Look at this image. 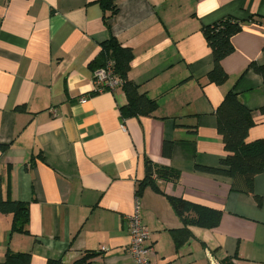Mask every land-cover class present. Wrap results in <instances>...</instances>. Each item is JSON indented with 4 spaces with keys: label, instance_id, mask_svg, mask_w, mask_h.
<instances>
[{
    "label": "crops",
    "instance_id": "obj_1",
    "mask_svg": "<svg viewBox=\"0 0 264 264\" xmlns=\"http://www.w3.org/2000/svg\"><path fill=\"white\" fill-rule=\"evenodd\" d=\"M99 0H0V196L29 204V235L11 233L0 213V264L8 251L30 253V264H134L127 216L134 211L145 160L180 173L159 182L164 194L222 212L217 228L191 227L176 249L171 230L182 228L166 198L146 188L140 203L150 232L153 264H264V173L253 195L231 181L200 173L226 156L215 111L235 87L254 111L247 141L264 140V0H118L103 23ZM242 22L234 52L222 61L228 76L211 84L212 55L201 28L224 18ZM264 22V21H263ZM114 36L131 48L129 79L156 100L150 117L121 120L124 93L91 96L89 64ZM23 110H19L22 109ZM165 142L171 155L163 154Z\"/></svg>",
    "mask_w": 264,
    "mask_h": 264
},
{
    "label": "trees",
    "instance_id": "obj_2",
    "mask_svg": "<svg viewBox=\"0 0 264 264\" xmlns=\"http://www.w3.org/2000/svg\"><path fill=\"white\" fill-rule=\"evenodd\" d=\"M103 12V23L109 29L110 19L118 13V0H99L97 2ZM248 21L264 25V20L251 16ZM242 29V22L234 18H224L212 25H205L201 32L206 40L212 55V69L207 74L209 83L216 86L224 85L228 76L222 67V61L234 52L232 39ZM134 52L131 48L124 47L114 36L101 43L100 51L89 68L94 72L105 68L109 62L113 63V74L120 80V90L126 97V104L120 107L121 120L153 116L158 108L156 100L140 91L139 86L129 79L131 63ZM252 69L264 81V66L251 63L237 79L239 81L246 71ZM91 96L98 95L95 92ZM19 110H23L19 109ZM264 112V108L261 109ZM217 119V132L222 138L226 156L220 161L218 167L197 166L200 173L215 177H225L231 181V190L234 192L254 196V179L264 173V140L249 142V130L255 125L254 111L245 107L235 91V87L227 92L223 101L215 111ZM172 144L165 142L163 154L171 155ZM8 144H0V152L5 153ZM180 173L169 167L159 166L145 160V177L137 183L136 197L140 199L146 188L163 195L174 213L182 223V228L171 230L175 247L179 250L193 236L191 227L202 229H215L219 226L222 212L207 206L187 201L183 198L164 194L159 182L177 183ZM258 205L261 198L254 196ZM0 213L12 216L11 233L29 235V204L12 199H3L0 196ZM97 253L86 254L74 264H86ZM30 253L7 252L3 264H30ZM46 264H64L61 260H48ZM220 264H236L231 257H225Z\"/></svg>",
    "mask_w": 264,
    "mask_h": 264
},
{
    "label": "built area",
    "instance_id": "obj_3",
    "mask_svg": "<svg viewBox=\"0 0 264 264\" xmlns=\"http://www.w3.org/2000/svg\"><path fill=\"white\" fill-rule=\"evenodd\" d=\"M112 66L113 63L109 62L105 68L97 69L93 72V92L97 94L114 93L120 89V80L113 74ZM140 210L139 199H137L133 213L127 216L130 237L127 253L132 257L134 264H153L154 249L149 243L150 232L142 224ZM210 260V264H220L217 260L212 258Z\"/></svg>",
    "mask_w": 264,
    "mask_h": 264
}]
</instances>
